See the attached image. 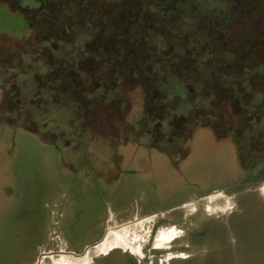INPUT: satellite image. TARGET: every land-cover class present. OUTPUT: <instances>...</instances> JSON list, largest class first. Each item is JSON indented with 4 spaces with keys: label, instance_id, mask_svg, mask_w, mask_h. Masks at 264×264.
Returning a JSON list of instances; mask_svg holds the SVG:
<instances>
[{
    "label": "rangeland",
    "instance_id": "374dc122",
    "mask_svg": "<svg viewBox=\"0 0 264 264\" xmlns=\"http://www.w3.org/2000/svg\"><path fill=\"white\" fill-rule=\"evenodd\" d=\"M163 1L0 0V264H264V0Z\"/></svg>",
    "mask_w": 264,
    "mask_h": 264
},
{
    "label": "trees",
    "instance_id": "16d2710c",
    "mask_svg": "<svg viewBox=\"0 0 264 264\" xmlns=\"http://www.w3.org/2000/svg\"><path fill=\"white\" fill-rule=\"evenodd\" d=\"M123 2H124V7L120 10L119 13H117V14H119L118 15L119 19L118 18L114 19L113 24L108 29V31H110V34L113 37L117 36L116 32L114 30V25H115V27H117V26L122 27L124 30V33H125L123 35L126 37H129L130 32L128 31L129 29H128L127 24L130 23L135 17L138 16V13L140 12V8L142 6L140 0H123ZM163 3H165V6H168L170 2H169V0H165V1H163ZM115 12H117V11L115 10ZM118 38H122V36L118 37ZM123 38H125V37H123ZM141 45H142V43L135 40V41L129 42L128 46H126L127 50H126L124 62L126 64H128V66L130 65L131 67L132 66L134 67L135 66L134 64H136L138 67H140V65L142 64L140 61V57L142 54ZM113 47H114V49H113L114 51H119V49H122L125 47V44L123 43V41H121V42L119 41L118 43L114 41ZM133 67H132V69H133ZM145 84L148 85L147 83H145Z\"/></svg>",
    "mask_w": 264,
    "mask_h": 264
},
{
    "label": "bare ground",
    "instance_id": "6f19581e",
    "mask_svg": "<svg viewBox=\"0 0 264 264\" xmlns=\"http://www.w3.org/2000/svg\"><path fill=\"white\" fill-rule=\"evenodd\" d=\"M121 234H122V233H121ZM122 235H123V234H122ZM110 236H111V235H110ZM112 237H113V236H112ZM116 240H117V239H116ZM102 241H103V240H102ZM102 241H101V242H102ZM101 242H100V243H101ZM100 243H98L97 245H99ZM105 245H106V244H105ZM98 247H99V246H98ZM115 247H116V246H114V247H110V249L112 250V249H114ZM103 248H104V247H103ZM88 250H89V249H86L85 253H84L83 255H81V256L86 255V253L88 252ZM107 253H108V252H107ZM77 257H80V256H77Z\"/></svg>",
    "mask_w": 264,
    "mask_h": 264
},
{
    "label": "flooded vegetation",
    "instance_id": "af4514ba",
    "mask_svg": "<svg viewBox=\"0 0 264 264\" xmlns=\"http://www.w3.org/2000/svg\"><path fill=\"white\" fill-rule=\"evenodd\" d=\"M108 231H109V230H108ZM57 247H59V246H57ZM56 252L59 253V252H61V250L56 249ZM75 257H77V256H75Z\"/></svg>",
    "mask_w": 264,
    "mask_h": 264
},
{
    "label": "water",
    "instance_id": "95a60500",
    "mask_svg": "<svg viewBox=\"0 0 264 264\" xmlns=\"http://www.w3.org/2000/svg\"><path fill=\"white\" fill-rule=\"evenodd\" d=\"M59 253H61V252H59Z\"/></svg>",
    "mask_w": 264,
    "mask_h": 264
}]
</instances>
